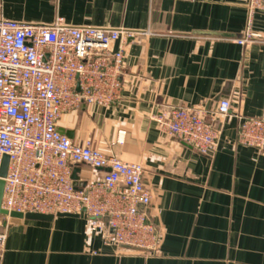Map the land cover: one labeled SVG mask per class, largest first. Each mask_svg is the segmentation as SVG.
Masks as SVG:
<instances>
[{"label":"crops","instance_id":"obj_1","mask_svg":"<svg viewBox=\"0 0 264 264\" xmlns=\"http://www.w3.org/2000/svg\"><path fill=\"white\" fill-rule=\"evenodd\" d=\"M246 0H0V18L137 32L127 39L122 90L108 106L83 102L57 128L74 142L141 164L145 214L157 249L105 245L84 213L52 220L2 217L0 264H264V152L237 142L238 116L264 117V40L241 45ZM252 31L264 36V8ZM231 110L215 123V151L199 153L159 129L170 106ZM79 184L106 171L84 164Z\"/></svg>","mask_w":264,"mask_h":264},{"label":"built area","instance_id":"obj_2","mask_svg":"<svg viewBox=\"0 0 264 264\" xmlns=\"http://www.w3.org/2000/svg\"><path fill=\"white\" fill-rule=\"evenodd\" d=\"M247 27L241 45L263 41L252 31L264 0H246ZM137 32L91 25L72 26L57 17L50 24L0 18V168L1 208L8 212L84 213L89 229L105 245L157 254L158 232L147 221L151 191L141 164L126 163L60 133L57 121L83 102L108 106L122 90L127 39ZM231 101L223 97L206 114L200 108L170 106L155 119L159 129L212 154ZM237 142L264 152V117L238 116ZM105 169L102 176L74 185L73 166ZM6 235L0 230V254Z\"/></svg>","mask_w":264,"mask_h":264},{"label":"water","instance_id":"obj_3","mask_svg":"<svg viewBox=\"0 0 264 264\" xmlns=\"http://www.w3.org/2000/svg\"><path fill=\"white\" fill-rule=\"evenodd\" d=\"M58 131L63 134H67V135L69 134V132H66L65 130H62V129H58ZM7 168H8V157L4 155L2 158V164L0 168V215L9 216L12 218H25V219H30V220H45V221L52 220L54 216L56 215L57 216L73 215L69 213H58L56 215H53V214H42V213H36V212H26V213H20V212H15V211L8 212L7 210L1 208V199H2L3 187H4L3 178L6 176ZM78 171L79 169L76 167L73 169L72 174H71V178L73 180L74 185H76L79 180L78 175H77Z\"/></svg>","mask_w":264,"mask_h":264},{"label":"rangeland","instance_id":"obj_4","mask_svg":"<svg viewBox=\"0 0 264 264\" xmlns=\"http://www.w3.org/2000/svg\"><path fill=\"white\" fill-rule=\"evenodd\" d=\"M0 230L3 231V223H2V217L1 216H0Z\"/></svg>","mask_w":264,"mask_h":264}]
</instances>
